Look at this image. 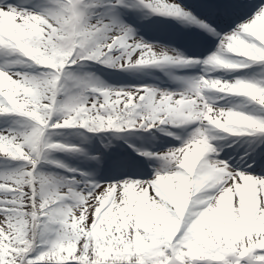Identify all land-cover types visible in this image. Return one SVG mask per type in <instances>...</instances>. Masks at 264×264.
I'll return each mask as SVG.
<instances>
[{
    "label": "rangeland",
    "instance_id": "obj_1",
    "mask_svg": "<svg viewBox=\"0 0 264 264\" xmlns=\"http://www.w3.org/2000/svg\"><path fill=\"white\" fill-rule=\"evenodd\" d=\"M183 1L17 0L25 9L0 4V104L1 95L11 91L16 97L4 107L38 123L13 110L0 113V233L14 231L27 245L33 232L28 255L66 243L71 251L100 212L102 246L110 245L111 233L120 235L117 241L125 238L137 222L138 236L132 237L139 248L160 255L167 248L166 226L168 231L176 224L181 252L197 245L211 253L204 243L213 242V255L231 260L220 264H264V178L245 173L242 158L232 167L225 158L211 157L232 152L238 141L255 139L264 129V63L258 64L264 59V3L253 2L247 7L251 14L234 30L219 34L222 42L208 61L229 70L205 69L165 89L147 82L161 80L155 71L200 57L147 41L153 32L146 26L163 21L156 14L178 26L188 18L217 33L199 10L195 15L187 7L198 5ZM32 59L60 68L62 80ZM42 108L57 116L42 113L47 123L42 122ZM75 115L84 116L87 131L76 130ZM70 118L74 128L61 129L58 122ZM197 120L203 125L183 138L182 129ZM113 124L118 128L112 130ZM153 129L180 143L157 146V172L148 179L126 173L108 179L107 169L129 161V151L146 155V138L157 139ZM14 152L26 155L27 162L8 159ZM30 206L38 217L29 228ZM215 260L203 264H218Z\"/></svg>",
    "mask_w": 264,
    "mask_h": 264
},
{
    "label": "trees",
    "instance_id": "obj_2",
    "mask_svg": "<svg viewBox=\"0 0 264 264\" xmlns=\"http://www.w3.org/2000/svg\"><path fill=\"white\" fill-rule=\"evenodd\" d=\"M14 231H6L0 233V264H10L12 261H16L13 264H35L38 262H53V263H65L70 262L74 256L80 258L81 264H98L99 262H104L105 260H113V263L126 262L130 259L136 258L142 261L143 254L140 250H133V247L130 243L124 246V243L116 242L112 243L110 247H98L96 248L93 245L91 240L89 243H86L83 239L82 241L76 243L77 245L69 251L72 246H69L68 251L67 246L70 244H65L64 248H56L54 251H49L44 254L33 255L30 254V247L32 241L36 237L32 232H29L26 240L24 238L15 239ZM29 239V240H28ZM32 240V241H31ZM29 246V248H27ZM79 246V247H78ZM78 247L77 251L75 248ZM123 248V249H122ZM29 252V253H28ZM49 253V254H48ZM79 262V263H80Z\"/></svg>",
    "mask_w": 264,
    "mask_h": 264
},
{
    "label": "bare ground",
    "instance_id": "obj_3",
    "mask_svg": "<svg viewBox=\"0 0 264 264\" xmlns=\"http://www.w3.org/2000/svg\"><path fill=\"white\" fill-rule=\"evenodd\" d=\"M203 10H205V9H203ZM223 10H226V9H223ZM170 25H171V24H170ZM150 147H151V149H153V150H155V148H156L155 145H151Z\"/></svg>",
    "mask_w": 264,
    "mask_h": 264
}]
</instances>
